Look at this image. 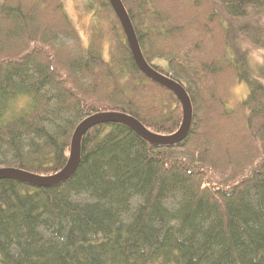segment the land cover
<instances>
[{
    "label": "trees",
    "instance_id": "16d2710c",
    "mask_svg": "<svg viewBox=\"0 0 264 264\" xmlns=\"http://www.w3.org/2000/svg\"><path fill=\"white\" fill-rule=\"evenodd\" d=\"M86 1L88 44L63 0H0V170L58 174L96 115L179 131L181 102L141 71L110 1ZM121 2L147 64L187 92L189 134L154 146L100 124L65 183L0 180V264H264V0Z\"/></svg>",
    "mask_w": 264,
    "mask_h": 264
},
{
    "label": "water",
    "instance_id": "95a60500",
    "mask_svg": "<svg viewBox=\"0 0 264 264\" xmlns=\"http://www.w3.org/2000/svg\"><path fill=\"white\" fill-rule=\"evenodd\" d=\"M114 11L118 15L124 31L127 35L128 42L131 46L134 59L141 71L154 82L171 90L179 99L183 106V121L179 131L171 136H159L150 132L135 118L118 115L103 114L90 117L83 121L76 129L71 145V154L66 167L56 175L50 177H40L28 172L17 169H1L0 180L12 179L19 180L37 187H53L65 183L77 170L81 159V146L84 135L94 126L106 123H121L130 126L138 134L150 142L152 145H176L183 142L189 134L192 124V105L187 92L181 84L173 81L166 75L156 71L145 61L140 50L134 29L130 18L121 2V0H109Z\"/></svg>",
    "mask_w": 264,
    "mask_h": 264
},
{
    "label": "rangeland",
    "instance_id": "374dc122",
    "mask_svg": "<svg viewBox=\"0 0 264 264\" xmlns=\"http://www.w3.org/2000/svg\"><path fill=\"white\" fill-rule=\"evenodd\" d=\"M65 9L73 20L76 28L78 29L84 42L88 44L91 36V28L93 23V16L87 10L86 0H63ZM259 58V54H256L251 59L253 64V71L256 72V65ZM232 100L230 107H236L240 102L244 101L249 95L248 85L244 82L238 84L233 89Z\"/></svg>",
    "mask_w": 264,
    "mask_h": 264
}]
</instances>
